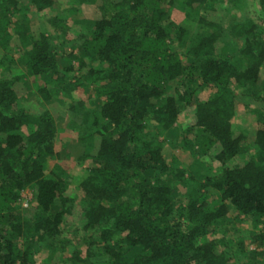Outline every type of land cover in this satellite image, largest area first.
<instances>
[{"label":"trees","instance_id":"trees-1","mask_svg":"<svg viewBox=\"0 0 264 264\" xmlns=\"http://www.w3.org/2000/svg\"><path fill=\"white\" fill-rule=\"evenodd\" d=\"M56 2L0 0V50L19 41L25 67L0 78V264H34L46 243L61 246L74 202L67 174L55 161L53 120L19 106L16 81L35 76L69 97L74 88L91 87L99 103L84 113L85 132L78 131L81 145L72 161L86 172L78 185L79 228L86 235L81 248L61 255L64 264H264V97L247 93L264 78V15L247 7L256 2L264 12V0H100L99 17L81 28L52 16L54 31L63 32L67 43L72 37L78 42L68 53L81 73L74 81L64 76L72 63L61 67L49 36L36 35L22 12H46ZM217 4L243 15L223 24L221 11L215 17ZM175 9L204 29L191 33L174 25ZM207 11L210 17L200 13ZM5 60L2 53L0 63ZM193 82L211 94L188 111L197 90L186 89ZM42 91L48 98L44 86ZM78 106L71 109L78 112ZM250 109L257 127L243 158L245 136L234 132L233 118ZM181 114L186 127L196 128L198 151L213 152V174L195 177L166 160L175 142L159 133ZM236 158L240 163L228 166ZM180 185L184 203H175ZM27 186L33 209H40L31 219L17 209ZM229 209L251 218L253 248L242 241L217 249L206 238L209 224ZM21 235L28 240L20 244Z\"/></svg>","mask_w":264,"mask_h":264},{"label":"rangeland","instance_id":"rangeland-1","mask_svg":"<svg viewBox=\"0 0 264 264\" xmlns=\"http://www.w3.org/2000/svg\"><path fill=\"white\" fill-rule=\"evenodd\" d=\"M246 1L251 2V0ZM99 3L100 0H86L83 3H79V0H57L55 5L46 12H37L30 7L22 11L29 20V24L36 35L41 32L49 36L50 47L61 55V67H63V65H69V62L72 63L74 69L64 72V76L70 78L71 81H74L76 77L81 74L79 70L75 69L76 63L74 60L68 58L69 51H71L75 47L74 44L77 45L78 42L74 40L75 37H72L73 39L69 40L70 42L67 43L65 41V34L63 32H55L49 24L48 19L52 16H59L60 18H65L69 23L77 24L75 26L79 28L83 27L82 25L85 24L91 25L99 17L100 13L97 9ZM222 5H216L215 17H217V12L221 11L219 18L223 24H226L232 17H235L237 20H239L238 18L240 16L242 17V11L232 8L223 10ZM247 8H249L248 11L252 15H256L257 17L264 15V12L258 8L256 2H252ZM200 13L210 17L211 11ZM170 20H172L174 25H182L191 33H199L204 29L199 28L194 20L188 19L186 14L179 9H175L171 12ZM71 32L74 36L77 34V32ZM11 43L12 44L2 51L0 50V56L4 53L7 57V60L0 63V78L10 79L14 74H21L25 71L22 62L23 48L19 46V41L14 40ZM172 47L179 52L182 51L181 48L177 47L175 44H172ZM9 59H12L13 64L8 62ZM16 84L20 94L19 106L21 108L26 109L38 117L47 115L53 120L56 128L54 148L55 152H57V156L55 161L62 171H65L67 174V194L74 197L71 213L66 216L63 230L59 236L60 239H58L59 241L61 240L62 245L52 248L46 243V246H42L41 250L35 253L34 264H64V261L61 260V255L66 256L71 249L81 248L86 235L83 230L79 228L80 223L78 219L80 212L79 199L81 195L78 185L86 175V172L77 165H72V161H74L78 152L76 147L81 145L77 141L79 135L85 132L80 127L83 124L84 113L91 108L97 107L99 103L96 99H93L91 87H87L85 90L80 87L74 88L72 90V97H69L54 84L47 83L45 85V79L41 76L27 77L23 80L20 79L16 81ZM171 85L181 88V84L177 81H173ZM43 86L48 93V98H44V91H42ZM186 90L187 93H192L197 90L195 93L193 92V99L187 108L188 111L192 110L197 102L196 100H203L211 94L209 88L200 87L194 82L189 84ZM247 93L260 101L264 97V78L259 79L256 84L250 88V92ZM77 103L80 105L81 110L78 109V112H74L71 107H79ZM182 114L171 128L159 133V139L166 141L174 139L175 142L169 147L170 153L166 160L169 163L174 160L195 177H200L204 174H213L217 169V164L211 157L213 152L211 154L210 152L205 154L198 151L194 136L196 128L186 127L183 122L184 119ZM256 117L254 110L250 109L237 112L233 118L234 132L236 134L242 133L245 136V147L247 148L246 153L242 154L243 158L251 153L249 145L254 138L253 129L257 127ZM78 131L82 133L79 134ZM49 163L51 162L48 161V167H50ZM239 163L240 159L238 160V158H236L233 162L229 163L228 166H236ZM183 192L182 186H178L174 192L175 203H184ZM210 198H212V196ZM32 200L33 194L31 188L28 186L23 188L20 193L17 209L25 218L31 219L33 213L37 210L33 209ZM226 204L229 205L228 202H226ZM39 210L40 209L36 212H40ZM255 229L256 227L253 226L250 217L239 216L234 210L229 209L227 214L209 224L205 236L208 241L213 242L217 249H223L227 245H234L242 241L250 248H253L254 241L250 238V235ZM17 238L20 244L28 240L24 235L18 236Z\"/></svg>","mask_w":264,"mask_h":264}]
</instances>
